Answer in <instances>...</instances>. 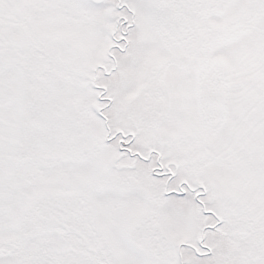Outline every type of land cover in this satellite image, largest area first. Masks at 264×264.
Instances as JSON below:
<instances>
[{
	"label": "snow or ice",
	"instance_id": "snow-or-ice-1",
	"mask_svg": "<svg viewBox=\"0 0 264 264\" xmlns=\"http://www.w3.org/2000/svg\"><path fill=\"white\" fill-rule=\"evenodd\" d=\"M0 264H264V0H0Z\"/></svg>",
	"mask_w": 264,
	"mask_h": 264
}]
</instances>
